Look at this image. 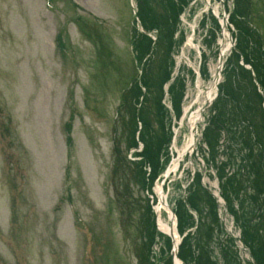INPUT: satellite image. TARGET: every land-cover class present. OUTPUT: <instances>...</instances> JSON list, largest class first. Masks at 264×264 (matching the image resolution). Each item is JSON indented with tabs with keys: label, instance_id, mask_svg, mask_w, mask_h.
Masks as SVG:
<instances>
[{
	"label": "rangeland",
	"instance_id": "1",
	"mask_svg": "<svg viewBox=\"0 0 264 264\" xmlns=\"http://www.w3.org/2000/svg\"><path fill=\"white\" fill-rule=\"evenodd\" d=\"M73 1L79 9L62 0L52 6L48 0H0V264H138L141 238L137 228L146 192L135 183L131 182L127 189L120 183L119 178L129 172L128 167L114 172L115 145L121 148L120 156L128 160L141 150L126 149L130 129L123 122L132 109L124 107L117 113L123 87L138 72L131 44L134 13L130 0ZM207 1L193 0L185 7L175 34L177 40L166 35L161 38V76L156 61L151 63L148 74L153 82L162 81L166 65L168 71L175 68L174 76L181 72L188 88L184 105L193 112L187 115L183 126L180 124L171 147V168L175 169L163 187L167 202L174 209L178 200L187 199L197 173L204 188L223 196L224 179L219 178L214 165L206 166L202 156L203 153L209 159L207 147L203 148L208 153L202 149L196 157L193 145L190 150L195 157L191 161L189 154L181 160L174 158L191 140V116L213 90L222 41L237 43L234 0ZM250 1L252 20L263 32L264 0ZM223 5L228 23L216 31V10L221 21ZM165 12L161 0V14L167 16ZM78 16L84 22L83 29L75 23ZM62 29L66 31L67 49L60 52L56 36ZM200 50L205 51L208 67L196 85L194 72L200 68ZM224 80L222 74L221 81ZM169 85L161 84L165 95L161 103L166 107L171 105L166 92ZM257 91L260 93L258 87ZM166 110L169 124L171 111ZM72 114L74 141L69 149L66 127ZM210 114L214 116L216 111L205 112L206 125ZM173 123L178 125L174 119L172 126ZM202 125L201 121L196 147L201 141ZM219 144L222 157L218 160L232 158L226 177L239 169L238 177L244 166L247 175L240 174V194L227 193L231 205L224 196L225 202L219 205L218 198L210 193L216 202L218 225L208 250L218 264H225L226 250L239 264H254L251 248L243 237V222H238L230 211L239 212L241 202L250 204L249 160L244 162L248 151L241 148L230 156L232 143L224 132ZM136 160L139 158H133ZM162 179L154 188L156 196ZM198 186L195 189L201 187ZM197 192L202 196L199 202L209 213L210 199L202 191ZM190 211L194 222H198L200 216ZM259 213L252 223L264 234V220ZM169 216V210L162 206L161 217L172 223ZM196 230L189 227L178 234L186 237ZM171 247L172 242L161 234V240L153 246L160 264H172ZM153 259L151 254L150 261L155 264Z\"/></svg>",
	"mask_w": 264,
	"mask_h": 264
},
{
	"label": "trees",
	"instance_id": "2",
	"mask_svg": "<svg viewBox=\"0 0 264 264\" xmlns=\"http://www.w3.org/2000/svg\"><path fill=\"white\" fill-rule=\"evenodd\" d=\"M58 1L48 0V4L52 6ZM62 1L71 3L76 9H79V6L73 0ZM162 1L165 3L167 16L164 13L161 14V0H136L138 16L143 28L149 33L156 32L157 40L154 42L147 34L139 33L133 21L131 44L135 61L138 64V72L123 87L120 105L117 110V113H119V110L124 107L132 109L128 118L123 122V125L125 127L129 126L130 129V137L126 143L127 151L138 148L140 142L144 145L142 152L133 154L134 158H139L136 161L128 160L126 156L121 157V148L114 146V151L117 154L114 172L117 173L125 166L129 169L128 173L119 178L120 183L124 184L126 189L131 182L135 183L146 192L145 201L138 219L137 235L141 238V243L137 247L138 264H153L150 261V256L153 254V246L161 238L148 195L153 193L156 179L164 172L169 162L168 146L172 138L170 123H167L168 112L161 103L163 100L161 84L164 86L171 79L173 66L168 71V65H166L165 76L162 81L153 80L152 82L148 74L151 70V63L156 61L158 62V71L161 76V38L166 35L171 37V40H175L180 15L193 0ZM176 5L179 7H176ZM234 12L233 24L237 30L236 49L232 51L225 64V80L220 84L219 97L213 104V110L216 111V115L211 116L210 123L204 132V140L210 151V158L206 160V164L208 166L210 164L214 165L219 178L221 180L224 179L221 182L223 196L230 202L227 193L235 192L240 194L243 188L240 174L242 175L245 166L240 170L238 177L236 175L239 173V169L231 177H226L229 173L228 168L231 166L232 158L226 162H217L219 141L222 133L224 132L232 143L230 147L232 154L230 156H233L236 151L239 153L241 148L248 151L244 162L246 163L249 160V177L247 178L252 185L251 188L254 194L247 197L250 202L249 205L246 206L245 203L241 202L239 212L234 209L230 211L234 213L238 222H243V227H245L243 237L248 242L256 263L264 264V234L260 233L259 227L252 223L257 216V211L261 213L264 220L263 96L257 91L252 71L240 63L241 59H243L245 64L252 66L255 76L264 91V33L255 26L252 20L253 4L250 0H235ZM75 23L83 29L84 22L79 16L76 17ZM215 24V30L220 29L216 19ZM65 35L66 31L62 29L56 36V44L60 52L67 49L64 39ZM140 70L142 71L141 81H139ZM184 90V81L180 76L176 77L169 87L173 110L177 117L182 114ZM73 122L74 114L71 115L66 127V141L69 148L73 147ZM140 123L142 126L141 130H139ZM234 128L236 131H234ZM238 128L240 131H238ZM114 135L115 143L117 132H114ZM233 142L238 144L235 145ZM148 168L151 169L150 173ZM197 174L191 184L193 188L190 186L187 199L178 200L175 209L180 233H183L189 227L196 226L197 229L195 234L191 232L184 237L179 249V257L185 264H218L213 260L208 250V243L211 241L214 229L218 225V216L217 212H215L216 202L210 192L202 186L200 173ZM196 185H200L202 188L195 189ZM198 190L202 191L204 196L206 195L211 201V204L208 205L209 213L206 207L199 202L202 196L200 192H197ZM124 202H127V200L125 199ZM189 209L200 216L197 224L194 222L193 215L190 214ZM260 213L258 216H260ZM167 241L170 242V239L167 238ZM224 261L225 264H239L234 255L228 254L227 250L224 253Z\"/></svg>",
	"mask_w": 264,
	"mask_h": 264
},
{
	"label": "bare ground",
	"instance_id": "3",
	"mask_svg": "<svg viewBox=\"0 0 264 264\" xmlns=\"http://www.w3.org/2000/svg\"><path fill=\"white\" fill-rule=\"evenodd\" d=\"M216 14H218L217 10H216ZM222 45H223V49H222L223 53H226L231 48V43H229V42L222 41ZM217 79H218V76H217L216 80ZM198 117H200V116L197 114V118ZM157 192L161 195V187L160 186L157 187ZM166 200H167V198H166ZM162 206L165 207V205L161 203L158 206V208H157L158 211H159V220H158L159 228L161 229V231H164V232H167V233H173L175 235V237H176V241H178L177 229H176L175 223L171 224L168 221L164 220L163 217H161V215H162ZM176 264H181V263L179 262V260L176 259Z\"/></svg>",
	"mask_w": 264,
	"mask_h": 264
},
{
	"label": "water",
	"instance_id": "4",
	"mask_svg": "<svg viewBox=\"0 0 264 264\" xmlns=\"http://www.w3.org/2000/svg\"><path fill=\"white\" fill-rule=\"evenodd\" d=\"M223 21H224V23H227V17L224 15V17H223ZM226 25V24H225ZM230 39L232 40V37H230ZM219 63H220V66H222L223 65V56L221 55L220 56V60H219ZM220 70V69H219ZM219 72V71H218ZM209 105V102H207V104L205 105V107H207ZM205 107L203 108V109H205ZM202 109V110H203ZM201 110V111H202ZM174 214V213H173ZM171 236H172V234H171ZM177 255V248L175 247L174 249H173V251H172V256H176Z\"/></svg>",
	"mask_w": 264,
	"mask_h": 264
}]
</instances>
